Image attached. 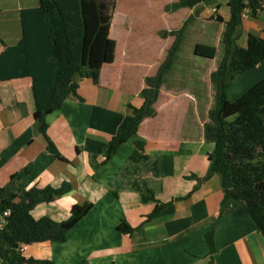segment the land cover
Segmentation results:
<instances>
[{
	"label": "crops",
	"instance_id": "0c3cea01",
	"mask_svg": "<svg viewBox=\"0 0 264 264\" xmlns=\"http://www.w3.org/2000/svg\"><path fill=\"white\" fill-rule=\"evenodd\" d=\"M139 1L116 0L109 30L114 61L101 68L98 84L74 76L77 95L45 117L46 135L61 158L48 151L34 119L31 79L0 81V187L25 171L15 183L21 190L68 185L66 194L33 209L35 220L60 223L73 206H91L64 243L30 244L21 253L54 264H209L211 258L212 264H264V238L244 204L222 206L219 178H209L214 146L204 139V125L216 107L210 75L224 56L228 0L204 7L189 24L153 106L155 116L144 119L137 133L105 158L132 109L143 105L145 78L156 75L174 42L160 34L180 29L195 14V8L168 10L177 0ZM260 1L257 17L242 20L237 41L242 48L249 34L264 40ZM37 5L38 0H0V54L21 40V12ZM197 44L214 47L215 57L195 56ZM263 79L264 62L229 83L228 101ZM139 142L145 158L134 162ZM156 204L167 206L147 221ZM122 223L133 231H117ZM211 232L212 256L206 240Z\"/></svg>",
	"mask_w": 264,
	"mask_h": 264
},
{
	"label": "trees",
	"instance_id": "16d2710c",
	"mask_svg": "<svg viewBox=\"0 0 264 264\" xmlns=\"http://www.w3.org/2000/svg\"><path fill=\"white\" fill-rule=\"evenodd\" d=\"M219 1L177 0L168 8L171 11L195 8V14L180 29L160 34L162 38L174 37V42L156 75L145 78L146 87L141 91L143 105L132 109L131 120L109 143L106 159L137 133L144 119L155 116L153 106L165 76L172 69L187 27L201 9L216 6ZM115 4L116 0H38L37 7L21 12V40L0 54V81L31 79L33 116L40 123L48 151L56 158L61 157L46 135L45 117L59 110L68 97L77 95L74 76L98 84L101 68L113 63L115 42L110 39L109 30ZM227 7L230 19L225 24L222 39L224 56L210 75L216 87V107L209 111L210 122L204 125V139L214 146L208 155L213 163L209 178H219L223 193L221 205L242 202L243 211L264 238V79L235 102L227 99L229 83L264 62L263 39L249 34L246 47L237 44L243 11L247 9L249 17L256 18L262 4L260 0H248L246 4L242 0H228ZM214 19L222 22L219 16ZM215 53L212 46L197 44L194 48V55L199 58L213 59ZM142 150L143 143H136L131 155L134 162L145 158L140 153ZM26 174L25 171L12 175L9 183L0 187V260L2 264H54L25 258L21 249L41 242L64 243L67 234L88 214L91 206H73L64 222L48 218L35 220L31 212L36 206L63 196L70 187L21 190L15 183ZM166 206L156 204L146 220L150 221ZM117 231L130 234L133 230L122 223ZM212 238V232L207 234L211 256L214 252Z\"/></svg>",
	"mask_w": 264,
	"mask_h": 264
},
{
	"label": "built area",
	"instance_id": "2783aa9c",
	"mask_svg": "<svg viewBox=\"0 0 264 264\" xmlns=\"http://www.w3.org/2000/svg\"><path fill=\"white\" fill-rule=\"evenodd\" d=\"M211 12H212L213 14H215V12H216L215 8H212V9H211ZM241 17H242V19H245V18L249 17V11H248L247 9H245V10L243 11ZM4 215L6 216L7 213H5Z\"/></svg>",
	"mask_w": 264,
	"mask_h": 264
},
{
	"label": "rangeland",
	"instance_id": "374dc122",
	"mask_svg": "<svg viewBox=\"0 0 264 264\" xmlns=\"http://www.w3.org/2000/svg\"><path fill=\"white\" fill-rule=\"evenodd\" d=\"M121 1V0H120ZM123 1V0H122ZM125 3V1H124ZM145 4H148V1L147 0H140L139 1V5H145ZM248 84H251V83H248Z\"/></svg>",
	"mask_w": 264,
	"mask_h": 264
}]
</instances>
